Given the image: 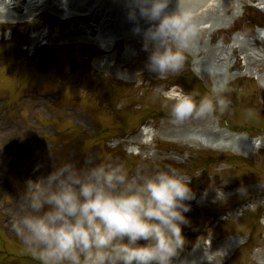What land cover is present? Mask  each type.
<instances>
[{"label":"rangeland","instance_id":"374dc122","mask_svg":"<svg viewBox=\"0 0 264 264\" xmlns=\"http://www.w3.org/2000/svg\"><path fill=\"white\" fill-rule=\"evenodd\" d=\"M253 3L245 4L229 28L198 35L201 45L209 44L212 50L221 44L230 48L224 64L226 85L199 77L194 67L197 56L189 53L179 73L158 79L146 67L149 53L140 36L130 37L129 43L120 41L108 55L95 45L63 41L75 26L84 30L93 24L96 14L92 19L64 21L44 12L29 23L0 24V264H39L14 231L3 230L6 219L14 220L21 211L18 198L25 181L52 171L54 164L71 161L80 167L87 159L122 161L130 171L173 166L194 175L191 187L196 198L187 202L191 211L185 214L190 220L184 226L187 243L173 258L174 264L187 250L200 244L208 248L209 240L216 251L226 240L240 237L242 245L229 252L223 264H260L264 149L243 156L161 137L174 129L211 133L220 127L252 139L264 138V88L249 75V71L264 75V43L248 45L262 29L256 25L264 26V12ZM215 18L211 13L205 20ZM136 19L129 18L132 26L145 30L150 26L138 10ZM47 32L49 45L34 48L33 35ZM249 48L260 51L261 57L247 65ZM103 61L112 70H101L98 65ZM173 85L197 98L215 89L229 103L211 117L173 123L161 95ZM149 131L155 133L149 145L136 142L142 132ZM38 164L42 167L36 170ZM215 186L223 188L226 199H215L211 188Z\"/></svg>","mask_w":264,"mask_h":264},{"label":"clouds","instance_id":"9594fccd","mask_svg":"<svg viewBox=\"0 0 264 264\" xmlns=\"http://www.w3.org/2000/svg\"><path fill=\"white\" fill-rule=\"evenodd\" d=\"M171 2L130 0V18L136 19L138 10L150 25L146 30L137 25L134 32L142 34L149 53L146 67L158 79L181 71L198 34L188 0H176L175 10L169 11ZM161 95L162 106L170 107L169 117L177 124L211 117L229 103L215 89L197 98L173 85ZM193 176L173 166L130 171L124 162L111 159H87L80 167L71 161L54 164L52 171L25 181L12 228L39 264H174L187 243V202L196 198ZM211 188L215 199H226L222 187ZM225 256L223 250L205 248L207 264H223Z\"/></svg>","mask_w":264,"mask_h":264},{"label":"bare ground","instance_id":"6f19581e","mask_svg":"<svg viewBox=\"0 0 264 264\" xmlns=\"http://www.w3.org/2000/svg\"><path fill=\"white\" fill-rule=\"evenodd\" d=\"M106 1H108V6L104 4ZM252 3L264 12V0H234L233 2L231 0H188V6L193 9L199 25L197 36L202 32L213 34L229 28L240 17L245 4ZM175 8L176 0H172L169 11L175 10ZM131 10L130 0H0V24L28 23L34 16L44 12H50L63 18L89 16L95 13L96 17L93 24L88 25L87 30H82L76 26L63 41L67 44L98 45L103 51L110 54L120 41L129 43L128 39L132 36L142 37V34L134 32L136 27L129 22ZM211 13L216 18L206 21L205 18ZM200 38L198 36L196 42L193 40L191 47L186 52L197 56V61H195L197 75L205 79H214L217 84L226 85L228 77L225 75L224 64L228 55L227 51L230 48H226L225 44H222L212 50L209 44L201 45ZM251 41L264 43V30L259 31L254 40L249 41V46L253 45ZM34 43H36V39H34ZM244 49L247 51L246 48ZM249 51L250 53L247 54L249 63L247 65L250 62H256L257 57H261L260 51L257 52L253 48H249ZM262 53L264 54V52ZM205 55H207L205 58L200 59L201 56ZM98 67L101 70H112L105 61L100 63ZM249 75L264 88V75L250 71ZM121 78L124 79V75ZM154 135L155 133L150 131L148 133L142 132L136 142L147 145L149 138ZM161 137L167 142L198 144L214 150H230L243 156H249L264 149L263 138L250 139L247 135L233 134L229 130L220 129V127H215L211 133H201L191 129H174L165 131ZM12 223V218L6 219L4 227L9 232L14 231ZM242 241L243 238L241 237L228 239L217 250L225 251L227 256L230 251L237 249ZM209 245L212 246L211 241L206 243V246ZM203 251L205 249L200 244L179 262L176 261L175 264H207ZM258 260L260 264H264V254H260Z\"/></svg>","mask_w":264,"mask_h":264}]
</instances>
